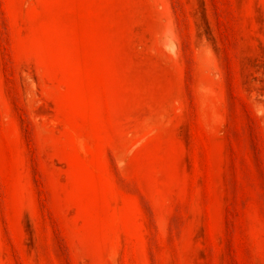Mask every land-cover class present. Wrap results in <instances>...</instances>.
<instances>
[{
	"label": "rangeland",
	"instance_id": "rangeland-1",
	"mask_svg": "<svg viewBox=\"0 0 264 264\" xmlns=\"http://www.w3.org/2000/svg\"><path fill=\"white\" fill-rule=\"evenodd\" d=\"M0 264H264V0H0Z\"/></svg>",
	"mask_w": 264,
	"mask_h": 264
}]
</instances>
